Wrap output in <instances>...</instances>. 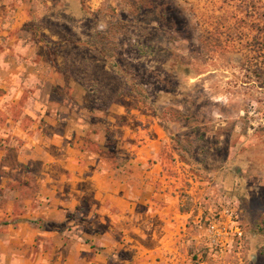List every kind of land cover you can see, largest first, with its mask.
Wrapping results in <instances>:
<instances>
[{
    "label": "rangeland",
    "instance_id": "rangeland-1",
    "mask_svg": "<svg viewBox=\"0 0 264 264\" xmlns=\"http://www.w3.org/2000/svg\"><path fill=\"white\" fill-rule=\"evenodd\" d=\"M5 45L47 56L55 84L71 83L72 127L104 172L140 182L141 150L155 149L148 166L161 164L187 216L192 264H264V0H0ZM0 161L14 168L18 154ZM137 182L119 192L142 193ZM18 189L0 190V264ZM225 213L243 237L221 252L208 230Z\"/></svg>",
    "mask_w": 264,
    "mask_h": 264
},
{
    "label": "crops",
    "instance_id": "crops-1",
    "mask_svg": "<svg viewBox=\"0 0 264 264\" xmlns=\"http://www.w3.org/2000/svg\"><path fill=\"white\" fill-rule=\"evenodd\" d=\"M3 48L0 160L13 151L18 163L12 168L0 161L6 172L0 190L17 186L16 201L23 207L15 239L2 245L5 263L192 264L182 255L187 216L166 192L161 164L148 166L155 149L141 150L139 160L147 170L140 182L104 172L101 154L81 139L87 134L72 127L71 83L55 84L63 73L36 51ZM57 88L67 93L57 97ZM90 138L107 152L99 138ZM16 142L22 146L14 149ZM12 169L14 179L7 176ZM127 182H137L142 193H120Z\"/></svg>",
    "mask_w": 264,
    "mask_h": 264
},
{
    "label": "built area",
    "instance_id": "built-area-1",
    "mask_svg": "<svg viewBox=\"0 0 264 264\" xmlns=\"http://www.w3.org/2000/svg\"><path fill=\"white\" fill-rule=\"evenodd\" d=\"M208 233L211 247L221 252L231 245L235 237L240 239L243 237V232L227 213L210 223Z\"/></svg>",
    "mask_w": 264,
    "mask_h": 264
},
{
    "label": "trees",
    "instance_id": "trees-1",
    "mask_svg": "<svg viewBox=\"0 0 264 264\" xmlns=\"http://www.w3.org/2000/svg\"><path fill=\"white\" fill-rule=\"evenodd\" d=\"M262 65H263V67H262V69H261L260 71H261V74L264 76V63H262ZM263 76H260V79H262ZM263 82H264V81H263Z\"/></svg>",
    "mask_w": 264,
    "mask_h": 264
}]
</instances>
